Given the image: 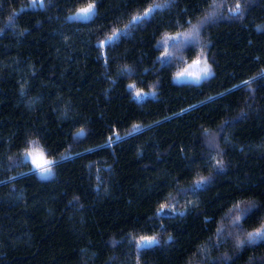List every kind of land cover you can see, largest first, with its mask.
<instances>
[{
  "label": "trees",
  "instance_id": "1",
  "mask_svg": "<svg viewBox=\"0 0 264 264\" xmlns=\"http://www.w3.org/2000/svg\"><path fill=\"white\" fill-rule=\"evenodd\" d=\"M164 2L0 0V264H264V241L236 243L264 226V0L238 17L237 0H174L97 48ZM194 25L195 44L158 48ZM202 53L212 75L175 83ZM32 141L59 161L48 178Z\"/></svg>",
  "mask_w": 264,
  "mask_h": 264
},
{
  "label": "snow or ice",
  "instance_id": "2",
  "mask_svg": "<svg viewBox=\"0 0 264 264\" xmlns=\"http://www.w3.org/2000/svg\"><path fill=\"white\" fill-rule=\"evenodd\" d=\"M208 0H205V3H207ZM172 3H174V0H165L164 3H160V4H155L153 5L152 8H150L147 12H145L142 16H136L134 17L129 25L127 26V29L125 30H120L119 32L115 33L113 36L108 37L106 40L100 41L97 44V48H101L104 47L105 45L109 46V47H115L116 46V42L120 40L121 36H128L131 33V30L133 28H136L146 22L151 21L155 14L160 11V10H164L166 8H168ZM245 3H247V0H245ZM44 4V0H33L32 5L30 6H40L42 7ZM231 13L234 16H240L243 14V9L241 7V3L240 0H237L235 7L232 8ZM97 15V8L95 3L93 4H89L88 7L81 9L79 12H77L73 17H70V19H75V20H83V21H87V20H91L93 17H95ZM216 12L211 13L209 16H206L205 20L201 22V25L205 24V23H210L212 22V19L215 17ZM201 25H194L192 26L191 30L186 33V34H178L176 37H170L169 40L173 41V42H177L179 41L180 43H192L195 44L196 42H198V36H199V30H200V26ZM181 37H183V39H181ZM169 43L168 40H165L163 43L158 45V48H164L165 45H167ZM170 56V53H168L165 50L164 53V57L160 58L158 57V61H160L163 64H169L170 60L168 59V57ZM201 56L203 57V53L201 54ZM196 65H202L199 69V72H197L196 74H193L191 72H183L180 73V75L178 77H176L177 80L186 78V77H191L194 75V81L195 83H199L201 80L203 79H207L212 75V70L210 65L207 63V59L206 58H201V59H197L195 61ZM264 75V74H262ZM248 83V82H245ZM134 86H129L130 90L131 88H133ZM238 87V86H237ZM154 95V93H152ZM146 95L145 93L142 92H136V97L137 99L141 98V96ZM211 99V98H210ZM195 107V106H193ZM187 111V109L185 110ZM140 130V126L139 125H135L133 126V130L132 131H139ZM131 134V133H129ZM116 138L119 139V135L118 133L115 134ZM78 137L84 136V132L83 130H81L80 133L77 134ZM112 138H109V143H111ZM215 142V137H209V144H214ZM50 152H46L44 146L40 145L39 141H32L31 142V150L27 153V157H35L38 156L39 161L38 162L37 159L33 158V164L35 165V167L33 168V171H36L37 169H39L38 174L42 177V178H46L47 176L52 175V169L54 167H56L59 164L58 160H48L46 159V155H50ZM66 159V157H63ZM223 164V161H217L216 167H221ZM210 182L209 179L205 178V179H201L200 181H197L193 186H192V191L195 193L198 190H201L204 188L205 185H207ZM251 211V209H244L242 212V215L247 214ZM164 213V206L162 205L160 210L158 211V215ZM239 220L240 217H237L235 223L237 225V227H239ZM169 239H171V237H169ZM259 241H264V226H261V228H259L257 231L255 232H251V233H247L245 238L243 240H239L237 239V247L239 248L241 245L244 244H255ZM160 241L156 238V237H142L139 242L137 243V248L138 249H143V248H148V247H152L156 244H158Z\"/></svg>",
  "mask_w": 264,
  "mask_h": 264
},
{
  "label": "rangeland",
  "instance_id": "3",
  "mask_svg": "<svg viewBox=\"0 0 264 264\" xmlns=\"http://www.w3.org/2000/svg\"><path fill=\"white\" fill-rule=\"evenodd\" d=\"M32 3H33V0H31V3H30V5H32ZM31 7H37V6H31ZM80 11V10H79ZM79 11H77V12H79ZM77 12H75L74 14H71L69 17H68V19L69 20H71V21H83V20H75V19H70V17H73ZM181 39H183V37H181ZM169 41V43L167 44V45H165V47H168V45L170 44V42H171V40H168ZM177 42H179V41H177ZM181 44H184V43H181ZM201 58H206V57H199V58H197V59H201ZM197 59H195V60H193L191 63H189L180 73H183V72H185V71H187V72H191V73H193V74H196L197 72H199V69H200V67L202 66V65H196L195 64V61L197 60ZM207 59V58H206ZM207 63L209 64V62L207 61ZM210 65V64H209ZM211 67V66H210ZM211 70H212V68H211ZM180 73H178L175 77H174V79H173V81L175 82V83H178V84H180V83H195V82H193L194 81V75L193 76H191V77H186V78H183V79H180V80H177L176 79V77H178L179 75H180ZM212 73H213V71H212ZM204 80V79H203ZM202 81V80H201ZM200 81V82H201ZM195 84H197V83H195ZM33 158H35V159H37V161L38 162H41L42 163V161H39V159H38V156H35V157H27V154L25 155V159L27 160V161H29L30 162V164H31V167H32V169L35 167V165L33 164ZM34 172H36L37 174H38V172H39V169H37L36 171H34ZM39 175V174H38ZM39 177H41L40 175H39ZM49 176H47L46 178H48ZM42 178V177H41Z\"/></svg>",
  "mask_w": 264,
  "mask_h": 264
}]
</instances>
